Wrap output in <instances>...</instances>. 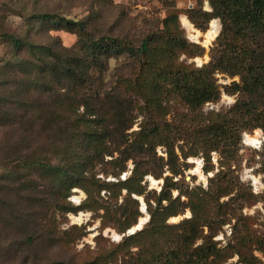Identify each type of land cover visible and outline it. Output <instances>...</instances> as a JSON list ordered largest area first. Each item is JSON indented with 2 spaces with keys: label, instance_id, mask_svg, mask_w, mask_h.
I'll return each instance as SVG.
<instances>
[{
  "label": "rangeland",
  "instance_id": "374dc122",
  "mask_svg": "<svg viewBox=\"0 0 264 264\" xmlns=\"http://www.w3.org/2000/svg\"><path fill=\"white\" fill-rule=\"evenodd\" d=\"M190 11L203 14L210 13L212 9L209 0H0V35H14L32 43L52 46L60 56L65 57L68 54L63 48L75 46L78 36L68 30L55 31L51 24L38 20V15L49 13L82 20L87 22L88 31L94 38L120 37L135 46L149 33L167 24L187 41L186 48L179 50L176 55V62L200 68L208 64L215 53L221 23L219 19L208 20L209 16L199 13L195 22H192L189 19ZM184 18L202 34L210 29L212 22H216L217 36L209 45H205L203 38L198 42L192 40L183 25ZM3 41L0 38L1 55L6 54V51L11 52ZM135 63V59L124 55L111 59L102 73L94 72L90 87L79 91L87 99L89 107L86 109L80 105L72 109L73 114L75 111L78 114L75 131H56L57 124L63 121L62 113L53 118L42 115L30 125L25 124L21 130L24 133L20 134L21 152L27 157L35 153L53 160L56 152L65 149L69 169L78 170L76 172L80 176L91 178L99 184L116 181L115 176L124 167L119 162L109 164L107 161L131 156L125 163L126 172L122 174V179L131 175L135 165L140 173H147L141 182L143 193L131 195L138 204L132 201L127 208L132 210L136 219L132 220L136 224L131 228L139 221L143 222V228L137 231L142 232L149 225L151 215L147 211L146 200L151 199L155 206L157 195L153 193L158 194L164 179L169 178L176 184L172 198L176 199L181 213L168 217L166 222L178 225L191 218V205L197 207L204 220L208 221L202 227L203 234H212V240L221 252L218 258L221 264H245L236 249H232L233 256L228 258L227 247L236 245L233 231L237 223L239 228L243 227L255 238L264 239V125L243 132L238 143L233 142L231 146L212 151L210 159L202 151L190 147L182 151L178 145L168 148L158 146L156 155L152 150L135 147L134 132L140 130L141 124L148 119L144 100L131 82ZM6 76H10L9 72ZM214 79L220 90L216 102L207 103L193 111L178 96L171 94L157 104L163 112L161 117L167 121L180 118L202 120L226 114L239 100L252 99L241 91L228 93L227 88L234 81L240 83L239 76L231 77L216 72ZM77 100L78 94L76 103ZM254 100L259 107H263L264 90ZM28 132L32 135L29 136ZM256 132L259 134V144L248 143L246 137ZM89 134H95L98 140ZM9 135L12 137V134ZM80 138L90 144L82 146ZM95 146L99 151L112 152V157L107 156L105 163H102L95 156L100 154L95 152ZM73 150H77L78 155H74ZM229 160L230 175L238 179L239 188L235 187L232 194L220 199V203L229 201L233 210H224L219 216L216 215V207L208 191L212 186L210 180L220 171L226 170L225 163ZM20 168L8 180L15 187L6 182L5 195L0 196L4 201H0V264H99L101 261H96L99 256L105 257L104 264H137L135 258L140 249L135 246L129 249L120 247L131 228L125 233L120 232V222L125 217L119 221L112 213L120 205L124 206L125 199L129 197L126 190L119 197L117 207L105 191L100 194L94 192V196L90 197L78 187L68 191L67 197H59L60 205L53 206L45 199L51 193L50 182L43 180L41 173L26 169L24 164H20ZM173 170L178 171V175H174ZM234 195L236 197L231 200ZM162 205L166 207L169 204L163 201ZM46 216L51 225L47 234L53 235L55 240L44 235L37 227ZM35 228L38 229L35 232L39 237L34 243H22L18 249H12L14 242H23ZM201 242V239L198 240L196 245ZM246 250L258 259L257 264H264V252L257 249L255 243L248 244ZM107 254H111L109 258H106Z\"/></svg>",
  "mask_w": 264,
  "mask_h": 264
},
{
  "label": "trees",
  "instance_id": "16d2710c",
  "mask_svg": "<svg viewBox=\"0 0 264 264\" xmlns=\"http://www.w3.org/2000/svg\"><path fill=\"white\" fill-rule=\"evenodd\" d=\"M209 4L212 9L210 13L189 12L192 22H195L199 13L209 16L208 20L219 19L221 23L215 53L211 61L200 68L176 62V55L179 50L186 48L187 41L167 24L149 33L135 46L120 37L94 38L88 31L87 22L82 20L49 13L38 15V20L51 24L55 31L68 30L78 36L79 40L75 46L63 48L68 54L65 57L60 56L52 46L1 34L0 38L11 52L0 54V196L5 195L6 182L16 175L17 170L20 171V164H24L26 169L41 173L42 179L50 182L51 193L45 198L48 199L49 205H60L58 198L62 195L67 197L68 191L78 187L90 197L105 191L117 207L119 197L123 190H126L129 197L125 199L124 206L120 205L122 208L112 211L113 217L119 221L125 217V220L120 222L122 233L136 224L132 222L135 219L132 210L127 208L132 201L137 203L131 197L132 194L143 193L141 182L147 173H140L135 165L131 175L122 179V174L126 172L125 163L131 156L123 160L107 161L109 164L119 162L124 167L115 176L116 181L99 184L91 178L80 176L76 172L78 170L69 169L65 149L56 152L53 160L35 153L27 157L21 152L20 139V134L24 133L21 131L24 125H30L42 115L53 118L62 113L63 121L57 124L56 131H75L78 114L76 111L73 114V107H89L87 99L80 95L79 91L90 87L94 72L102 73L111 59L124 55L137 61L132 67L131 82L134 90L144 100L148 113V119L141 124L140 130L134 132L133 146L152 150L155 155L158 146L168 148L178 145L182 151L190 147L202 151L207 159H210L212 151L231 146L233 142L238 143L243 132L262 127L264 106L259 107L254 99L264 90V0H209ZM7 72L9 77L6 76ZM216 72L231 77L239 76L240 83L234 81L227 88L228 93L241 91L249 94L252 99L239 100L226 114L202 120L180 118L167 121L161 117L163 112L157 104L171 94L178 96L193 111L207 103L216 102L220 97V90L214 79ZM77 94L79 100L76 103ZM9 134H12V137ZM89 136L98 140L95 134ZM79 141L84 147L90 144L83 142V138ZM97 148L95 146V152L100 154L95 156L101 159L102 163H105L107 156L112 157V152L99 151ZM72 153L78 155L77 150ZM225 165L226 170L220 171L210 180L212 186L208 191L216 207V215L219 216L224 210H233L229 201L220 203V199L232 194L235 187L239 188L238 179L230 175L231 161H227ZM173 173L178 175L176 170H173ZM9 183L15 187L13 182ZM173 189H176V184L165 178L161 191L158 194L153 193L157 195L156 205L154 206L151 199L146 200L147 211L151 215L149 225L142 232L126 236L120 247H138L140 251L135 258L137 264H221L218 259L221 252L217 243L212 240V234H203L202 227L208 221L204 220L197 207L191 205V218L178 225L166 222L168 217L181 213L179 204L172 198ZM234 197L236 196L231 200ZM0 201L4 203L1 198ZM163 201H167L169 205L163 206ZM47 216L37 227L44 235L55 240L53 235L47 234L51 227L49 220H46ZM36 230L38 229L35 228L32 234H28L23 242H14L12 249H18L22 243H34L39 237ZM233 234L236 245H228V258L233 256L232 249H236L242 262L257 264L258 259L248 254L247 245L255 243L257 249L264 252V239L255 238L243 227L239 228L238 223L234 226ZM200 239L201 244L196 245ZM110 255L107 254L106 258ZM96 261H101L99 264L106 263L104 256H99Z\"/></svg>",
  "mask_w": 264,
  "mask_h": 264
},
{
  "label": "bare ground",
  "instance_id": "6f19581e",
  "mask_svg": "<svg viewBox=\"0 0 264 264\" xmlns=\"http://www.w3.org/2000/svg\"><path fill=\"white\" fill-rule=\"evenodd\" d=\"M183 25L188 30L189 35L192 38V40L198 42V41H200V38H203L205 45L211 44L212 40H214V38L218 34V25L216 24V22H212L210 29L205 34H202L198 30H196L195 27L192 25V23L186 18L183 19ZM203 39H201V40H203ZM258 135L259 134L256 132V134H254L253 136H247L246 141L248 143H252L255 145L259 144L260 140H259ZM79 219H81V218H79ZM140 223L143 224V222H140Z\"/></svg>",
  "mask_w": 264,
  "mask_h": 264
},
{
  "label": "water",
  "instance_id": "95a60500",
  "mask_svg": "<svg viewBox=\"0 0 264 264\" xmlns=\"http://www.w3.org/2000/svg\"><path fill=\"white\" fill-rule=\"evenodd\" d=\"M125 178V177H124ZM144 210H146V206L144 204ZM143 224L140 223V221L138 222V224L136 226H134L133 228H131L128 232L127 235H133L135 234L137 231L141 230L143 228Z\"/></svg>",
  "mask_w": 264,
  "mask_h": 264
}]
</instances>
